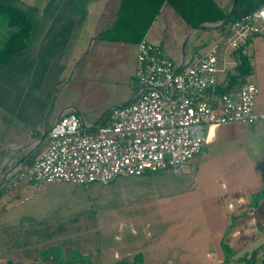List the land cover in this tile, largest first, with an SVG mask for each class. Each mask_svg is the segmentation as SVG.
<instances>
[{
    "label": "crops",
    "instance_id": "obj_1",
    "mask_svg": "<svg viewBox=\"0 0 264 264\" xmlns=\"http://www.w3.org/2000/svg\"><path fill=\"white\" fill-rule=\"evenodd\" d=\"M0 1L23 15L0 11V264H227L264 245V122L213 128L179 172L109 186L11 182L43 154L47 138L38 140L64 114L97 128L138 97L144 40L177 65L220 45L226 86L240 64V51L224 42L230 26L193 29L169 3L149 0H130L124 11L123 0ZM212 1L230 14L234 0ZM167 22L181 25L174 49L163 45ZM241 53L264 112V34Z\"/></svg>",
    "mask_w": 264,
    "mask_h": 264
},
{
    "label": "built area",
    "instance_id": "obj_2",
    "mask_svg": "<svg viewBox=\"0 0 264 264\" xmlns=\"http://www.w3.org/2000/svg\"><path fill=\"white\" fill-rule=\"evenodd\" d=\"M262 34L264 5L235 21L224 42L237 51ZM219 52L216 45L180 67L162 49L142 41L138 97L113 109L107 124L94 130L75 111L64 114L48 130L43 154L18 169L11 182L109 186L120 177L179 172L204 152L213 128L264 122V112L256 109L257 84L218 94Z\"/></svg>",
    "mask_w": 264,
    "mask_h": 264
},
{
    "label": "trees",
    "instance_id": "obj_3",
    "mask_svg": "<svg viewBox=\"0 0 264 264\" xmlns=\"http://www.w3.org/2000/svg\"><path fill=\"white\" fill-rule=\"evenodd\" d=\"M130 0H123V11ZM157 1L159 6L161 4L169 3L171 7L179 14L190 28L197 29L208 24H217L224 22L229 13H224L212 0H149ZM264 5V0H236L235 10L231 21L223 28L231 26L235 21L244 15H248L259 9ZM0 11L7 12V14L14 19L16 16H23L21 12L16 9H11L4 6L0 1ZM159 9L157 10L158 13ZM150 26V24H149ZM21 30L17 36L22 34ZM240 49V64L234 72L229 73L227 77V85L219 86L220 94L228 92L231 88H241L248 83V77L251 75L252 68L246 56L242 55ZM93 130L96 128H92ZM38 154V151L36 152ZM36 154V155H37ZM36 161V160H35ZM11 264V263H9ZM116 264H142L140 259L134 262H118ZM227 264H264V245L250 253H246L242 257L231 260L228 258Z\"/></svg>",
    "mask_w": 264,
    "mask_h": 264
},
{
    "label": "rangeland",
    "instance_id": "obj_4",
    "mask_svg": "<svg viewBox=\"0 0 264 264\" xmlns=\"http://www.w3.org/2000/svg\"><path fill=\"white\" fill-rule=\"evenodd\" d=\"M165 26L166 27H165L164 31L162 32V39H163V43H164L163 45H165L167 49H174L173 44L176 43L174 41L175 40L174 34L180 33L182 31V29L180 27L181 25L178 26L175 24H171L170 22L169 23L167 22L165 24ZM59 256H61V255H59ZM69 260L75 261L73 256L69 257Z\"/></svg>",
    "mask_w": 264,
    "mask_h": 264
},
{
    "label": "water",
    "instance_id": "obj_5",
    "mask_svg": "<svg viewBox=\"0 0 264 264\" xmlns=\"http://www.w3.org/2000/svg\"><path fill=\"white\" fill-rule=\"evenodd\" d=\"M235 5H236V0L233 1V7H232V10L229 14V16L227 17V19L222 23V24H219V25H212V26H208V27H204L202 29H206V28H219V27H224L226 26L232 19L233 17V14H234V10H235ZM183 65V62L182 64H180V67ZM133 102V101H132ZM132 102H130L129 104H131ZM129 104H126L125 106L129 105ZM124 106V107H125ZM48 136V131L38 140V144H40L41 142H43Z\"/></svg>",
    "mask_w": 264,
    "mask_h": 264
}]
</instances>
